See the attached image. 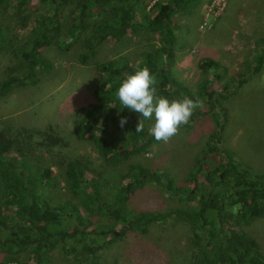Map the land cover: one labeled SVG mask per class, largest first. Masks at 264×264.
<instances>
[{
  "label": "rangeland",
  "instance_id": "rangeland-1",
  "mask_svg": "<svg viewBox=\"0 0 264 264\" xmlns=\"http://www.w3.org/2000/svg\"><path fill=\"white\" fill-rule=\"evenodd\" d=\"M187 8L175 17V35L169 46L175 53L176 65L180 66L181 76L175 72L177 80L197 93L203 106L198 107L197 117L181 125L178 134L167 143L155 140L138 151L119 144L120 152L113 162L103 157L90 140L81 141L74 134L75 110L90 107L98 99L102 64L121 58L140 68L145 63L142 52L153 51L164 44L163 35L154 30L130 31L119 39L102 42L92 52L85 50L82 39L73 41L63 37L60 44L43 49V56L49 62L44 61L47 68L40 69L39 81L7 86L6 95H0V122L33 126L59 135L58 144L52 146L51 141L46 140L41 149H35L27 166L28 175L34 177V171L49 167L54 180L46 183L38 174L37 191L58 205H75L87 230L106 223L108 218L93 216L84 207V184L70 177L77 160L89 167L86 169L88 179L95 175L101 177L107 199H111L110 192L115 187L134 181L138 175L133 166L137 164L160 174L167 172L176 185L189 187L194 193L198 185L189 179L190 175L198 170L201 181L206 172L217 168L222 161L221 152H206L208 142L220 130V140H214L220 151H228L234 161L255 172L264 171V62L255 72L257 62L253 61L258 46H264V0H201L191 8L188 4ZM41 9L48 6L33 2L18 9L13 1H7L0 9V22L8 35L0 41V86L22 72L18 50L31 38L34 18L38 19ZM66 18L70 25L73 16ZM67 32L66 28L62 36H67ZM204 60L215 63L205 70L201 66ZM204 85L216 92L215 111L210 109L208 101L204 102L207 100L201 92ZM223 93L226 95L222 96ZM134 113L139 122L141 115ZM143 123L150 128L154 117ZM114 127L117 140L127 142L128 130ZM185 206L183 199L173 196L154 180L129 202L130 208L144 210ZM74 213L77 218L78 213ZM176 220L173 217L159 223L146 235H122V226L118 225L119 239L112 236L107 239L112 240L96 253L98 264H188L193 252L190 229ZM243 230L255 237L264 251V219L244 225ZM100 238L105 240L103 236ZM50 253L49 264H76L75 255L63 249L61 240L54 242ZM9 254L0 253V264L1 260L12 256ZM17 256L23 263L31 260L28 252Z\"/></svg>",
  "mask_w": 264,
  "mask_h": 264
},
{
  "label": "trees",
  "instance_id": "trees-1",
  "mask_svg": "<svg viewBox=\"0 0 264 264\" xmlns=\"http://www.w3.org/2000/svg\"><path fill=\"white\" fill-rule=\"evenodd\" d=\"M7 1L15 2L18 9L33 2L48 6V9H41L38 19L34 18L32 36L18 50L22 72L1 84V97L6 95L7 86L39 81L40 69L47 68L44 61L49 62L43 56V49L60 44L63 37L73 41L82 39L85 50L92 52L106 40L119 39L130 31L145 28L160 32L164 37L162 46L142 52L145 63L140 67L147 66L155 76L157 95L169 100L187 96L202 101L196 97L197 93L177 80L173 68L175 53L169 46L175 35L176 15L187 10L188 4L191 8L201 0H0V9ZM70 15L73 20L69 25L66 17ZM2 25L0 22V41L8 37ZM66 28L69 32L62 36ZM253 61L257 62L254 71H259L264 62V46H258ZM214 63L213 60H204L201 66L208 70ZM136 70L121 58L103 63L97 101L90 107L75 110L76 137L81 141L90 140L103 157L113 162L120 152L119 144L138 151L155 141L145 124L143 131H136L139 122L134 118L135 111L124 108L117 96L123 80ZM201 92L207 97L204 102L208 101L210 109L215 111L213 97L216 92L208 90L207 85L201 88ZM198 109L191 119L197 117ZM122 117H127L123 126L128 130L127 142H119L116 138L114 126H120ZM219 131L208 142L206 152H221L222 161L217 168L206 172L201 181L198 170L190 175L189 179L198 185L194 193L189 187L176 185L167 172L160 174L137 164L133 166L138 175L134 181L128 180L115 187L110 192L111 199H107L101 177L95 175L88 179L86 169L89 167L77 160L70 170V177L84 184V207L93 216L108 218L106 223L87 230L75 205H58L37 191L40 186V181L36 180L38 174L44 182H53V171L49 167L34 171V177L28 175L27 166L35 149H41L46 140L51 141L52 146L53 143L58 144L59 135L33 126L0 122V253L12 255L1 263L49 264L51 248L56 240H61L63 249L75 255L76 264H98L96 253L112 240L107 239L110 236L119 239L118 225L122 226V235H146L157 224L174 217L177 223L183 222L190 229L193 252L188 264H264L260 243L243 230L244 225L264 219V171L255 172L234 161L228 151H220L214 143L215 139L220 140ZM151 180L164 186L173 196L183 199L186 206L164 210L130 208L133 196L144 191ZM74 212L78 213L77 218ZM100 236L105 240L102 241ZM22 252L30 253V262L23 263L19 259L17 255Z\"/></svg>",
  "mask_w": 264,
  "mask_h": 264
},
{
  "label": "clouds",
  "instance_id": "clouds-1",
  "mask_svg": "<svg viewBox=\"0 0 264 264\" xmlns=\"http://www.w3.org/2000/svg\"><path fill=\"white\" fill-rule=\"evenodd\" d=\"M156 78L151 70L145 66L127 76L118 88L117 96L124 108L139 113L142 119L139 121L136 131H143L144 120L154 123L149 128V134L156 141L167 143L177 135L181 125L189 122L194 111L202 107L203 103L190 97H182L169 100L167 97L157 95ZM127 123V117L120 119V126ZM235 211V209H234Z\"/></svg>",
  "mask_w": 264,
  "mask_h": 264
},
{
  "label": "crops",
  "instance_id": "crops-1",
  "mask_svg": "<svg viewBox=\"0 0 264 264\" xmlns=\"http://www.w3.org/2000/svg\"><path fill=\"white\" fill-rule=\"evenodd\" d=\"M174 71L177 73H179L180 74V76H181V72L179 71L180 70V66H178V65H176V63H175V65H174Z\"/></svg>",
  "mask_w": 264,
  "mask_h": 264
}]
</instances>
